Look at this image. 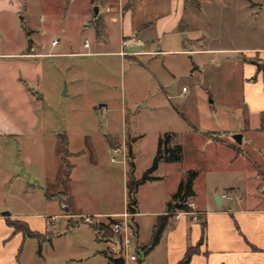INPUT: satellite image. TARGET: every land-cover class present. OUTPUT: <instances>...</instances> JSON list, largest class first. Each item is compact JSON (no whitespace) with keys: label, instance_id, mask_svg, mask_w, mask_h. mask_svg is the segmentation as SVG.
<instances>
[{"label":"rangeland","instance_id":"374dc122","mask_svg":"<svg viewBox=\"0 0 264 264\" xmlns=\"http://www.w3.org/2000/svg\"><path fill=\"white\" fill-rule=\"evenodd\" d=\"M15 1L1 0L5 5L0 9V109L11 126L25 132L19 139L21 159L44 156L52 165L51 180L45 185L50 193L60 189L67 166L61 159L64 137L66 158L72 165L71 195L65 205L74 209L78 202L88 209L119 208L124 195L127 131L134 137L131 145L136 178L150 167L159 136L174 132L176 142L187 144L183 149L186 164L201 171L198 187L204 188L210 180L216 185L223 183L217 172L213 173L218 177L213 174L211 179L203 175L209 161L206 151L189 144L190 131L197 128L214 131L219 137L233 136L240 134L244 125L258 128L259 118L254 115L248 120L241 115L239 69L225 53L178 50L264 45V10L258 9L264 8V0H253L257 3L255 11L245 7V0H198L199 11L192 4L186 8L187 33H181L178 41L167 36L151 46L172 51L138 56L137 60H123L113 53L118 43L115 30L95 35L94 24L83 25L85 15L94 12L95 1L72 0L59 8L58 3L44 6L48 0H18V11ZM28 29L32 47L39 54L24 57L18 52L28 50ZM201 139L197 133L194 141L200 145ZM107 140L114 147L121 145L123 153L114 155ZM0 141L17 145L16 137ZM262 152L264 149L256 151L261 157ZM4 154L10 158L11 152L5 150ZM211 168L219 170L214 163ZM187 171L182 173L179 165H158L150 173L154 179L138 187L131 232L134 244L143 247L149 242L156 215L172 201L176 181L184 179ZM26 183L31 182L21 177L7 185L13 208L19 205L15 195L22 194ZM258 186L254 188L257 192ZM50 205L52 212L63 210L58 200ZM67 223L55 218L51 242L32 240V263L112 264L105 253L108 247L118 251V241L106 236L96 239L89 223ZM157 244L141 262L127 258L125 264H163L164 240ZM26 251L28 242L23 255ZM137 255L140 259L141 251Z\"/></svg>","mask_w":264,"mask_h":264},{"label":"crops","instance_id":"0c3cea01","mask_svg":"<svg viewBox=\"0 0 264 264\" xmlns=\"http://www.w3.org/2000/svg\"><path fill=\"white\" fill-rule=\"evenodd\" d=\"M71 1L48 0L49 3L45 2L44 6L58 3L59 8H61ZM94 1L97 4V13H87L83 25L89 27L94 24L95 29L92 30H94L95 35L102 32L104 35H108L110 30H115L118 43L113 53L119 55L123 60L127 58L137 60L138 56L172 51L166 48H151V46L160 43L167 36L178 41L177 38L182 37L181 33L188 32V25L185 24L187 6L192 4L196 11L200 9L198 0H195L198 2V8L193 0H92L91 2ZM245 1L247 2L245 7L255 11L257 3L253 0ZM3 5L5 2L0 0V9L4 7ZM20 8L21 4L17 0L15 11L20 10ZM258 9L264 10L260 7ZM30 30L28 29L27 36L29 40L28 50L18 52L24 57L39 54L32 47ZM125 37H134L138 40L133 45L123 46L122 39ZM178 51L222 52L225 53L226 59L233 60L238 66L242 86L240 113L244 119L248 120L250 116H258L259 124L256 129H248L244 125V130L239 134V141L231 135L216 136L215 132L211 130L206 131L214 133L212 137L205 134V130L192 129L190 131L189 144L194 149L198 150L199 148L203 152L206 151V158L209 161L208 165H205L203 175H208L211 179L213 174L218 173L223 183L216 185L210 180L204 188L198 187L197 179L201 171L197 169V166L189 167V162L186 164L184 154L180 161L161 162L159 164L165 166L179 165L182 173L189 169L198 171L192 185L194 207L190 211L176 210L173 212L161 235L160 240H164L165 244L163 264H176L183 257L186 248L198 242L203 222L205 223L204 241L199 245L198 251L191 256L188 264H264V193L261 192L264 190V184H262L264 183V152H262V157L256 153V151L264 149V129H262L264 128L262 125V119H264V73L257 71L255 64L242 58L257 57L264 60V45L233 49L184 47ZM229 53L233 55H229ZM5 121L6 124L3 126ZM24 133L23 129L11 126L7 122L4 112L0 109V140L3 137H16L17 141L15 146L0 141V264H34L32 260L35 251L31 249L35 243L32 240L35 239L39 242L35 237H28L20 231H15L13 227L7 224V219L24 221L32 231L40 234L41 241L47 240L46 238L49 236L50 239L47 241L51 242L55 218L66 219L68 225L75 226L82 221V215H95L98 220L105 221L108 217L120 218L122 213L127 211L126 172L128 159L125 142L123 148L126 154L125 160L123 159L122 180L124 195L121 206L119 208L88 209L77 202L74 209H71L67 204L65 205L66 198L71 195V178L68 177L65 194H61L63 178L60 189L50 193L45 185L51 180L52 165L46 162L44 156L38 159L36 156L30 155L21 159L19 139ZM197 133L201 134L203 139L200 140L203 141L200 145L194 141ZM129 134L127 131V143L130 145L133 155L131 142L134 137L129 136ZM35 136L36 132L32 134V137ZM175 136L176 133H174L171 143H178ZM107 142L110 147H114L110 141L107 140ZM180 144L184 149L186 143ZM120 147L117 148L120 149ZM5 150L11 152L10 158L4 157ZM195 160L196 157L193 158V161ZM66 163L69 165V176L72 165L68 163L67 158ZM213 163L218 165V171L212 170L211 165ZM21 177L25 181L28 178L31 183H26V189L21 195H15L19 205L17 208H13L9 202L12 194L6 187L13 180ZM180 180L181 178L176 181L173 193ZM147 181L149 180L145 182ZM145 182L141 184H145ZM256 185H260L257 190L261 193L254 190ZM219 189H221V193L218 192ZM207 193L217 197L218 203L215 199L208 198ZM223 193H230L232 197L223 198ZM52 200H58L61 205L63 203V210L52 212L50 208ZM167 203L161 213L165 212ZM5 210L9 211V215L1 214V211ZM136 212L135 204V212L129 213L127 217L132 227L135 223L133 214ZM27 242L29 252L26 251L23 255L24 246ZM136 246L140 251L141 247ZM30 254L33 255L32 258H30Z\"/></svg>","mask_w":264,"mask_h":264},{"label":"trees","instance_id":"16d2710c","mask_svg":"<svg viewBox=\"0 0 264 264\" xmlns=\"http://www.w3.org/2000/svg\"><path fill=\"white\" fill-rule=\"evenodd\" d=\"M195 6L198 8V2L193 0ZM28 34V32H27ZM245 61L255 64L257 71H262L264 73V60L258 59L257 57H245ZM262 125H264V119H262ZM195 130H198L195 128ZM205 134L212 137L214 133L205 131ZM174 137V132H165L159 136L157 141L156 152L153 158V161L149 168H147L143 175L140 178L134 176V159L131 153L130 145L127 143V159H128V170L126 172V194L128 197L127 204L135 208V194L137 192L138 186L149 179H154L150 173L157 168L161 162H177L180 161L183 157V146L180 143H171L172 138ZM214 138V137H213ZM68 155L67 150V141L64 137L61 138V159L64 160L66 164V157ZM65 173L63 174L62 179V191L61 194H65L67 189L69 165L66 164ZM198 171L195 169H189L187 171L186 177L181 179L178 183L175 192L173 193V198L171 202H168L164 213L157 215L156 221L152 226V233L149 242L141 247V253L144 256L146 252L152 249L160 240L161 235L168 225L169 218L176 210L190 211L191 208L188 206V202L193 199L194 190H193V181L197 176ZM47 194V193H46ZM179 203V207H175V203ZM108 222L100 221L96 224H92L94 230L95 238L99 239L102 236L112 238L114 236L113 232L109 227L110 221L113 220L112 217H108ZM7 224L15 231L22 232L23 235L28 237H35L41 241V236L38 232L32 231L28 225L21 220H10L7 219ZM205 238V223H202L201 235L198 242L193 246H188L184 252L183 257L176 264H188L191 256L198 251L199 245L204 241ZM47 240L50 239L48 236ZM105 253V252H104ZM107 255V253H105Z\"/></svg>","mask_w":264,"mask_h":264},{"label":"built area","instance_id":"2783aa9c","mask_svg":"<svg viewBox=\"0 0 264 264\" xmlns=\"http://www.w3.org/2000/svg\"><path fill=\"white\" fill-rule=\"evenodd\" d=\"M138 39H135L134 37H125L122 39V45L123 46H130L135 43ZM112 152L117 154L118 152H122V150L118 149L117 147H113ZM125 153V152H124ZM112 160L115 159V156L111 157ZM223 198H231L232 195L230 193H223ZM188 206L192 209L194 207L193 200L188 202ZM129 212L128 210L122 213V216L120 218H113L112 221L109 223V227L111 231L113 232L114 238L116 241H118V251H113V249L109 248L107 249L106 253L110 257H123L124 258V264L126 259L128 258L131 261H138V255H137V246L133 242V238L131 236L132 232V226L128 220ZM95 215H82L81 219L83 222L89 223L90 225L96 224L102 220H98ZM104 222H108V219H106ZM112 262V260H111ZM113 264V262H112Z\"/></svg>","mask_w":264,"mask_h":264},{"label":"water","instance_id":"95a60500","mask_svg":"<svg viewBox=\"0 0 264 264\" xmlns=\"http://www.w3.org/2000/svg\"><path fill=\"white\" fill-rule=\"evenodd\" d=\"M94 13H97V7L96 6L94 7ZM233 138L236 139L237 141H239L240 140V135L239 134L233 135ZM214 198H215L216 203H218L217 202L218 201L217 197H214ZM175 207L176 208L179 207V203L178 202L175 203ZM127 210H128L129 213L135 212V208L129 206L128 204H127ZM1 214L2 215H9V211H6V210L5 211H1ZM137 252H138V250H137ZM142 256L143 255L141 253L139 262L142 261ZM110 259L112 260L113 264H124V258L123 257H110Z\"/></svg>","mask_w":264,"mask_h":264}]
</instances>
